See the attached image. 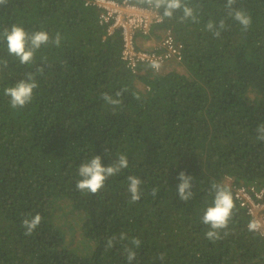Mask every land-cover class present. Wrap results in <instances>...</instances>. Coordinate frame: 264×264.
Returning a JSON list of instances; mask_svg holds the SVG:
<instances>
[{"label":"trees","instance_id":"1","mask_svg":"<svg viewBox=\"0 0 264 264\" xmlns=\"http://www.w3.org/2000/svg\"><path fill=\"white\" fill-rule=\"evenodd\" d=\"M84 1L0 4V264H128L125 248L136 252L131 264H264L262 240L233 197L235 185L264 186V142L256 138L264 134L256 131L264 123V0L232 5L251 17L247 31L229 16L227 0H181L171 17L160 7L163 22L153 28L171 29L181 60L156 69L142 63L134 73L120 59L118 32L106 35L98 10ZM13 24L29 37L49 35L30 63L8 52L4 31ZM57 33L59 47L51 43ZM30 73L33 99L12 108L5 89L29 82ZM117 91L122 103L114 110L101 94L116 99ZM120 154L128 167L97 193L75 188L81 163L98 155L108 166ZM180 172L192 177L186 202L177 191ZM129 175L142 182L136 202ZM213 183L234 204L215 242L201 222ZM66 205L75 211L68 217ZM37 213L42 221L26 236L21 221Z\"/></svg>","mask_w":264,"mask_h":264},{"label":"clouds","instance_id":"2","mask_svg":"<svg viewBox=\"0 0 264 264\" xmlns=\"http://www.w3.org/2000/svg\"><path fill=\"white\" fill-rule=\"evenodd\" d=\"M149 3L154 2V6L158 9L164 7V16L171 17L172 10L178 9L181 7V0H148ZM236 0H227L226 7L228 8L229 16L233 17L235 21L239 23L242 31H247L251 25V17L244 12L243 10L233 9L232 5L235 4ZM6 3V0H0V4ZM184 16H192V9L184 7ZM195 19V17H193ZM207 29L209 31L213 30V24L211 21L207 24ZM219 27L224 28L223 20L220 21ZM214 36H219V31H213ZM4 36L7 41V49L10 54H14L19 57L21 63H30L33 60L34 51L39 49L41 45L47 44L50 42L49 35L45 31H36L32 33L29 37L25 30L16 24H13L11 29H5ZM30 40L31 47L26 48V43ZM62 37L59 33L51 40V43L57 47L61 44ZM153 68H158L159 65L155 62L152 64ZM38 72H42V69H37ZM28 81L25 82L21 80L14 87H9L5 89V94L11 98V107H23L27 103L31 102L33 99V90L38 87L33 75L28 74ZM102 99L106 104L110 106L119 107L122 103L120 97L122 96V91H117L115 93L116 99L113 96L109 95L107 92L102 93ZM139 99V97H136ZM256 131L259 133H264V123L257 126ZM258 141L264 142V134L258 135ZM128 167V160L124 154L118 156V160L108 166L101 164L100 156H93L90 160H87L81 163L78 167V176L80 179L76 182L75 188L81 192H89L92 194L97 193L100 189L104 187L105 181L112 176H115L122 169ZM179 180L181 181L177 186V191L180 200L188 201L192 196L190 191H187L191 185L190 181L192 177L186 176L184 172L179 173ZM141 180L133 175L127 177V190L130 193L131 202H136L140 199L141 196ZM213 188L216 189L215 198L213 205L207 207L204 211L203 216L201 217V222L205 225H208V230L205 232V236L208 240L215 242L221 238L222 229L228 227V222L231 217V212L234 207L233 199L231 193L225 188L220 187L218 184L213 183ZM157 189H152V195L155 196ZM42 217L40 214L26 215L22 221L21 226L24 228V234L26 236H31L36 228L40 225ZM249 231L257 230V222L250 221L248 224ZM226 234V233H225ZM120 240L126 239L124 233H121L119 236ZM116 242V237L107 238L106 248L113 247ZM131 244L135 248H139L141 241L138 238H132ZM126 260L128 264L136 258V252L133 248H125ZM158 259L160 261L164 260V254H159Z\"/></svg>","mask_w":264,"mask_h":264},{"label":"built area","instance_id":"3","mask_svg":"<svg viewBox=\"0 0 264 264\" xmlns=\"http://www.w3.org/2000/svg\"><path fill=\"white\" fill-rule=\"evenodd\" d=\"M84 5L98 10V22L105 26L106 35L118 32L121 39L120 59L130 72H136L142 63L152 67L153 62L160 65L164 61L181 60L182 44L175 40L169 27L164 28L158 39L151 41L147 47L138 42V37L149 38L153 27L163 22L160 9L154 4L139 5L128 0H85ZM233 197L248 216L246 227L250 221L257 222V230L253 232L261 238L264 247V186L235 185Z\"/></svg>","mask_w":264,"mask_h":264},{"label":"crops","instance_id":"4","mask_svg":"<svg viewBox=\"0 0 264 264\" xmlns=\"http://www.w3.org/2000/svg\"><path fill=\"white\" fill-rule=\"evenodd\" d=\"M163 30H164V28H160L159 31H158V27L157 28H153V30H152L153 33L151 34V36L149 38H146V39L144 38L143 39L142 37L141 38L138 37L140 39V41L138 40V42L141 45L147 47L148 45L146 43H148L149 41L157 40L159 35L162 33ZM142 41L144 42L143 44L141 43Z\"/></svg>","mask_w":264,"mask_h":264},{"label":"rangeland","instance_id":"5","mask_svg":"<svg viewBox=\"0 0 264 264\" xmlns=\"http://www.w3.org/2000/svg\"><path fill=\"white\" fill-rule=\"evenodd\" d=\"M158 31H159V29H158ZM150 42H151V41H149V42L147 43V45H149ZM141 43L143 44L144 42L142 41ZM65 210H66V213H64V214L66 215V217H68V216L70 215V213H72V214L75 213V211H73L72 207H70L69 205H66V209H65ZM68 211H69V212H68ZM67 220H68V221H71L72 223H74L75 218H74V216L71 215V217H70V218H67ZM64 230H65V232H66L67 234L70 233V230L67 228V226H66V228H65Z\"/></svg>","mask_w":264,"mask_h":264}]
</instances>
